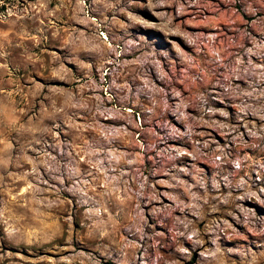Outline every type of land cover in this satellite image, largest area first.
Instances as JSON below:
<instances>
[{
    "label": "rangeland",
    "instance_id": "rangeland-1",
    "mask_svg": "<svg viewBox=\"0 0 264 264\" xmlns=\"http://www.w3.org/2000/svg\"><path fill=\"white\" fill-rule=\"evenodd\" d=\"M0 264H264V0H0Z\"/></svg>",
    "mask_w": 264,
    "mask_h": 264
},
{
    "label": "bare ground",
    "instance_id": "bare-ground-1",
    "mask_svg": "<svg viewBox=\"0 0 264 264\" xmlns=\"http://www.w3.org/2000/svg\"><path fill=\"white\" fill-rule=\"evenodd\" d=\"M129 112H132L131 110H129Z\"/></svg>",
    "mask_w": 264,
    "mask_h": 264
}]
</instances>
